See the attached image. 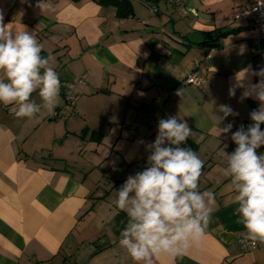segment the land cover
Instances as JSON below:
<instances>
[{
  "label": "crops",
  "instance_id": "0c3cea01",
  "mask_svg": "<svg viewBox=\"0 0 264 264\" xmlns=\"http://www.w3.org/2000/svg\"><path fill=\"white\" fill-rule=\"evenodd\" d=\"M129 1L133 13L119 17L96 0H0L4 23L34 32L44 56L54 57L56 109L66 111V87L77 96L74 112L55 119L43 110L17 118L14 105L0 104V264H134L119 244L127 215L113 202L147 166L159 119L172 116L193 130L205 167L200 191H213L216 203L201 243L157 264H264V247L238 241L246 230L220 173L224 145L234 150L232 133L259 106L251 96L241 101L242 88L229 97L241 69L264 67V29L238 16L259 0H147L156 12ZM215 29L225 32L218 46L199 44ZM198 64L206 68L201 87L183 80ZM32 99L41 102L38 92ZM221 104L239 115L218 125ZM228 123L231 132L219 139L217 125Z\"/></svg>",
  "mask_w": 264,
  "mask_h": 264
},
{
  "label": "clouds",
  "instance_id": "9594fccd",
  "mask_svg": "<svg viewBox=\"0 0 264 264\" xmlns=\"http://www.w3.org/2000/svg\"><path fill=\"white\" fill-rule=\"evenodd\" d=\"M43 50L34 32L13 30L4 23L0 10V104L14 105L11 111L17 118L34 119L42 110L49 116L55 114L60 78L52 64L54 57L51 53L42 56ZM253 77L259 82L253 84ZM238 88L244 90L241 101L251 96L259 106L250 113L253 123L247 129L241 124L232 133L234 150L226 152L224 145L220 173L235 193V214L246 230L245 238L264 244V152H258L264 147V67L258 72L250 64L241 69L229 88L230 98ZM34 92L40 103L32 99ZM218 111L223 113L218 125L228 116L239 115L223 104ZM218 125L219 139L227 137L233 127L232 123ZM192 131L178 116L159 119L156 138L146 145L147 166L129 175L117 190L113 203L127 215L119 244L134 264H157L162 255L182 256L207 235L216 199L213 191H200L204 161L190 147H181Z\"/></svg>",
  "mask_w": 264,
  "mask_h": 264
},
{
  "label": "built area",
  "instance_id": "2783aa9c",
  "mask_svg": "<svg viewBox=\"0 0 264 264\" xmlns=\"http://www.w3.org/2000/svg\"><path fill=\"white\" fill-rule=\"evenodd\" d=\"M163 2H168L175 4L177 6L182 5V0H161ZM144 4L148 7L151 12H156L157 8L155 5H152L149 1L144 0ZM181 12V10H180ZM249 16L251 21V26L257 29H264V0H259L248 8L241 10L238 16ZM206 68L201 65H196L189 73H187L184 77V81L187 83H192L199 87L202 86L203 77L201 73H205ZM64 96V108L66 109L65 113H60L57 109H55V114L49 116V119H55L59 117H66L68 114L73 113V103L76 99V95L72 92L71 86L66 87L63 90ZM243 249H256L260 247H264V244L259 242H252L251 240L246 239L245 237H241L238 239Z\"/></svg>",
  "mask_w": 264,
  "mask_h": 264
},
{
  "label": "trees",
  "instance_id": "16d2710c",
  "mask_svg": "<svg viewBox=\"0 0 264 264\" xmlns=\"http://www.w3.org/2000/svg\"><path fill=\"white\" fill-rule=\"evenodd\" d=\"M96 1L105 5L108 4L114 5L116 7V14L119 17H127L133 13L131 3L129 0H96ZM223 33L225 32L220 31V29H215L214 32L211 33L206 40L200 42L199 44L211 46V47L218 46L219 43L217 37L219 35H222ZM41 55L44 56V53L42 52ZM252 123H253L252 121H245L244 123H240L237 126V128H239L241 124H243L244 126H249ZM261 129L264 130V126L261 125ZM181 147H190L193 151L197 153L198 144L189 138L185 144L181 145ZM204 170L205 167H203V172Z\"/></svg>",
  "mask_w": 264,
  "mask_h": 264
}]
</instances>
